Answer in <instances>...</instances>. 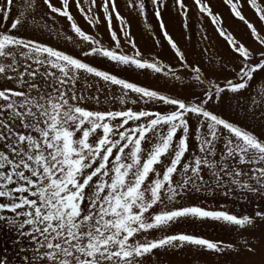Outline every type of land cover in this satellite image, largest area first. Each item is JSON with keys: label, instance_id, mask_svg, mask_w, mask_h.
<instances>
[{"label": "snow or ice", "instance_id": "1", "mask_svg": "<svg viewBox=\"0 0 264 264\" xmlns=\"http://www.w3.org/2000/svg\"><path fill=\"white\" fill-rule=\"evenodd\" d=\"M222 2L243 28L213 0H0V264H264V0Z\"/></svg>", "mask_w": 264, "mask_h": 264}, {"label": "rangeland", "instance_id": "2", "mask_svg": "<svg viewBox=\"0 0 264 264\" xmlns=\"http://www.w3.org/2000/svg\"><path fill=\"white\" fill-rule=\"evenodd\" d=\"M213 4L214 7L216 8V10L222 12L224 14V18L227 21V23L233 24V26L235 27H239V28H243V26L240 24V22L232 20L229 18L230 13H229V9L223 4L222 0H213ZM249 14H251V12H249ZM78 22H80L82 24V26H85L87 29V26L84 25V21L82 19H80L79 17H77ZM207 27H208V31L212 32V25L210 22H207ZM142 27V25H136L134 22V28L137 32H139L140 28ZM94 31V30H93ZM107 34L105 33V36ZM198 39V37H197ZM140 44L142 47H151L152 46V42L151 40L148 39L147 35H145V37L143 39L140 40ZM156 51H160V49H157ZM140 80H144L143 76L139 77ZM196 231L201 232L205 235H207L210 238H215V239H223L226 242H233L238 240L239 238L236 236L235 233H226L223 230H221L220 228L217 227H205V228H198L196 229ZM3 249H7V250H11V242L7 241L6 242V237H0V250ZM175 261L179 262V264H201L202 261H206L207 264H224V262L226 260H237L240 259V257H237L235 255L231 256V257H217L214 255H209V256H204V257H197L195 255V250H193L192 252H183L181 254H179L178 256L173 258Z\"/></svg>", "mask_w": 264, "mask_h": 264}]
</instances>
